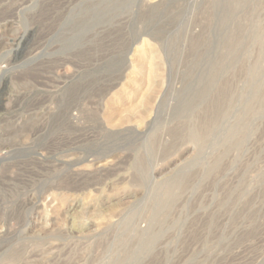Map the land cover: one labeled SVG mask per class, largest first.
Here are the masks:
<instances>
[{
  "label": "rangeland",
  "instance_id": "1",
  "mask_svg": "<svg viewBox=\"0 0 264 264\" xmlns=\"http://www.w3.org/2000/svg\"><path fill=\"white\" fill-rule=\"evenodd\" d=\"M0 264H264V0H0Z\"/></svg>",
  "mask_w": 264,
  "mask_h": 264
},
{
  "label": "bare ground",
  "instance_id": "2",
  "mask_svg": "<svg viewBox=\"0 0 264 264\" xmlns=\"http://www.w3.org/2000/svg\"><path fill=\"white\" fill-rule=\"evenodd\" d=\"M0 67H1V65H0Z\"/></svg>",
  "mask_w": 264,
  "mask_h": 264
}]
</instances>
